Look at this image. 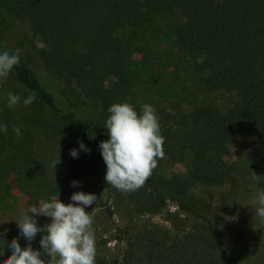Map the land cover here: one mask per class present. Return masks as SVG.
Wrapping results in <instances>:
<instances>
[{"label":"trees","instance_id":"obj_1","mask_svg":"<svg viewBox=\"0 0 264 264\" xmlns=\"http://www.w3.org/2000/svg\"><path fill=\"white\" fill-rule=\"evenodd\" d=\"M175 12L184 19L176 25L175 45L191 58L193 74L210 95L232 92L236 101L226 112L204 104L161 126L165 156L158 165L164 159H188L189 175L166 177L155 169L144 187L123 192L107 184L99 148L109 139L104 126L110 106L133 105V53L119 32L131 28L136 35L157 17ZM14 21L27 23L34 38H49L47 48L26 37L18 42L20 64L10 75L28 91L26 97L36 95L27 123L48 137L77 134L79 147L82 142L91 150H80L89 174L109 194H126L155 214L168 202L177 207L168 216L171 228L149 222L136 224L135 230L116 227L115 245L96 247V264H238L226 246L227 232L218 228L207 203L193 191L235 183L234 167L226 158L240 137L249 141L247 157L259 170L258 187L264 190V0H0V52L16 50L8 44ZM81 98L100 106L96 117L84 119L72 110ZM0 124L8 126L6 133L0 131V193L9 190V172L39 189L33 134L12 131L19 123L9 109L0 110ZM106 211L111 218L115 214ZM39 242H31L34 250H41Z\"/></svg>","mask_w":264,"mask_h":264},{"label":"rangeland","instance_id":"obj_2","mask_svg":"<svg viewBox=\"0 0 264 264\" xmlns=\"http://www.w3.org/2000/svg\"><path fill=\"white\" fill-rule=\"evenodd\" d=\"M182 20L184 19L179 12L166 13L136 35L131 28L119 32V36L127 41L133 53L137 75L131 98L133 106L138 114L144 104L153 106L161 126L172 124L195 107L213 104L226 112L236 101L232 92L210 95L203 82L193 74L190 69L191 58L180 52L175 45V28ZM8 33V44L13 49L22 50L18 42L25 37L29 42L32 40L38 48L48 47V36L40 34L34 38L27 23L14 21ZM115 78L114 74L106 85L111 87ZM9 92L21 96V102L15 108L8 107ZM27 94L28 91L9 75L3 85H0V110H11L16 115L20 128L33 134L36 173L42 184L38 189L33 181H26L18 174L9 172L6 178L9 190L7 193H0V264L11 256L10 243L13 239L18 240L21 248L27 247L29 242L20 235L17 222L30 205L39 206L41 202L50 201L53 197L65 204L74 203L70 198L75 192L97 196L96 203L85 209L94 217L96 247L105 243L107 247H113L115 228L118 226L128 225L135 230L136 224L149 222L172 227L168 216L177 212L175 204L168 202L163 210L155 214L133 204L126 194H109L89 174L87 162L80 154L77 134L65 138L48 137L41 128L28 124L26 118L33 110L30 105L23 104ZM71 108L77 116L84 119L94 118L100 111L98 104L85 98L75 101ZM72 149L78 150L77 158L70 156ZM229 149L226 162L234 167L235 183L225 187H198L193 194L207 203L215 224L220 230L227 232L226 246L237 258L238 264H261L264 218L256 214L259 207L257 196L262 191L258 187L259 170L250 164L247 157L250 150L248 140L240 137ZM59 157L61 162L55 169L52 162ZM156 171L166 177L173 174L187 176L190 174L188 159L184 162L164 159ZM73 181H79L80 186L73 187ZM144 204L147 201H143ZM108 208L115 212L112 218L106 211ZM35 218L42 228L51 223L50 217ZM45 233H38L35 240H41Z\"/></svg>","mask_w":264,"mask_h":264},{"label":"clouds","instance_id":"obj_3","mask_svg":"<svg viewBox=\"0 0 264 264\" xmlns=\"http://www.w3.org/2000/svg\"><path fill=\"white\" fill-rule=\"evenodd\" d=\"M20 64V50L0 52V85L8 79L15 66ZM36 99L35 93L23 99L25 106ZM21 96L9 92V108L17 107ZM106 120L109 139L99 144L101 155L107 166L105 180L117 190L136 191L146 184L158 161L165 156L163 145L165 137L161 134V125L156 109L144 104L140 113L130 103H115L108 109ZM0 131L7 132L8 126L0 124ZM12 131L21 136L20 126L13 125ZM80 150L90 152L82 142ZM70 156L78 157V150H70ZM58 160L52 162L56 169ZM73 187L80 186L79 181L72 182ZM74 203H63L53 197L41 202L39 206L30 205L17 225L20 235L29 243L21 248L17 239L10 243L12 254L3 264H96L97 249L93 229L94 217L85 209L97 201L92 193L75 192L71 196ZM259 207L256 214L264 218V190L257 196ZM93 209V208H92ZM31 214V215H30ZM36 216L51 218V223L39 227ZM46 229V233H45ZM38 233H45L40 240V249L34 250L31 242Z\"/></svg>","mask_w":264,"mask_h":264}]
</instances>
